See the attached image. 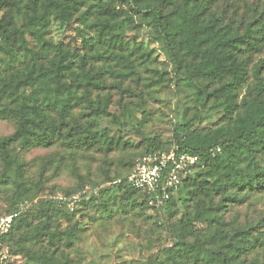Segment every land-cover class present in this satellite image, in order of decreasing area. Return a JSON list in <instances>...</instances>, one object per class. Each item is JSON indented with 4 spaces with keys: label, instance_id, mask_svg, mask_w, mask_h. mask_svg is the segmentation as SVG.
Instances as JSON below:
<instances>
[{
    "label": "trees",
    "instance_id": "obj_1",
    "mask_svg": "<svg viewBox=\"0 0 264 264\" xmlns=\"http://www.w3.org/2000/svg\"><path fill=\"white\" fill-rule=\"evenodd\" d=\"M219 1L0 0V121L14 125L12 134L0 137V176L10 180L14 172L24 177L27 164L16 155L17 147H57L74 160L71 168L78 180L74 192L62 199L44 198L38 187L30 194L28 186H18L6 214H17L4 238L12 256L21 255L35 264H67L57 262L55 255H32L26 245L43 239L54 254L61 245L75 247L81 232L77 225L66 226L70 217L64 208L77 196L76 204H83L87 186L95 192L109 185L103 191L112 194L114 203L119 196L124 201L122 208H143L160 218L163 215L166 221L178 214L176 195L195 198L199 210L201 199L213 194L228 195L225 201L235 202L242 194L264 192V62L250 67L249 61L254 53L264 51V8L237 25L217 14ZM53 21L66 29L79 22L94 37L77 49L65 41L53 42L46 37ZM145 25L165 45L176 85L195 88L196 113L191 121L175 127L173 143L151 142L143 153L122 163L125 175L105 171L102 181L87 180L76 167L80 155L94 151L109 156L120 148L125 150L126 145L100 127L106 119L119 124L132 114L131 106L136 104L124 102L133 99L131 84L150 91L168 82L163 73L149 69L155 60L143 43L122 31L124 26L136 30ZM251 79L255 80L252 87ZM245 89L248 97L240 100ZM113 91L120 95L118 101ZM210 104L220 109L222 118L215 129L199 131L195 127ZM112 106L120 109L121 116L111 111ZM172 150L187 152L200 161L177 194L157 208L150 204V195L129 187L127 178L138 159ZM60 153L44 163L59 170L65 161ZM185 216L188 225L193 218H206L200 211ZM24 228L30 231L18 241ZM195 248L200 254L202 248ZM198 260L231 263L226 254L212 250Z\"/></svg>",
    "mask_w": 264,
    "mask_h": 264
},
{
    "label": "rangeland",
    "instance_id": "obj_2",
    "mask_svg": "<svg viewBox=\"0 0 264 264\" xmlns=\"http://www.w3.org/2000/svg\"><path fill=\"white\" fill-rule=\"evenodd\" d=\"M263 8L264 0H220L216 12L223 20L235 21L239 25ZM49 29L47 38L56 43L65 41L74 49L79 48L84 40L94 37L79 22H74L66 29L53 21ZM122 31L126 36H134L143 43L155 60L149 69L163 73L168 82L164 87L150 91L141 85L136 88L131 84L135 91L133 99L126 98L124 102L128 100L136 104V107L131 106L132 114L121 118L119 124L106 119L100 127V131H107L111 137L126 145L125 150L120 148L109 156L94 151L80 155L76 167L87 180L102 181L105 171L112 175L115 172L125 175L127 169L122 163L126 164L132 156L143 153L151 142L173 143L175 127L191 121L196 113L195 88L185 83L176 85L173 65L165 45L156 41L152 27L145 25L134 30L124 26ZM249 61L250 67L261 65L264 62V51L254 53ZM262 77L264 78V71ZM250 84L252 87L255 80L251 79ZM247 93V89L243 90L240 100ZM112 95L114 101L120 99L116 91ZM111 109L121 116L119 108L112 106ZM222 115L220 109L210 104L202 111L200 122L195 128L199 131L215 129ZM13 131L12 123L0 121V137L8 136ZM57 151L64 155L57 147L15 149L16 155L27 164V168L24 177H18L14 172L10 174V180H3L0 176V215H6L10 210L19 185L28 186L30 194L38 187L44 198L62 199L74 192L78 184L71 168L74 160L64 155L65 161L59 170L44 163ZM109 187L111 186L104 185L100 190L90 192V186H87L84 189L86 195L83 204H76L80 201L77 196L69 200L71 202L68 208H64V213H68L66 215L70 217L66 226L77 225L81 232L75 247L69 249L61 245L60 251L54 254L47 242L40 239L27 243L32 255H55L57 262L67 264H206L201 260L197 261V257H204L206 250H212L226 254L231 259L230 264H264V192L242 194L237 196L235 202H226L228 195L213 194L209 199H201L202 208L199 210L196 209L195 198L191 199L185 193L182 196L176 195L178 214L171 221H166L167 218L163 215L160 218L158 214L143 208L134 211L128 206L122 208L124 201L119 196L114 203L112 194L108 195L103 191ZM198 211L205 213L206 218H193L189 225L186 224V213L193 215ZM160 221L163 225L158 224ZM28 231V228H24L17 240L22 241L27 237ZM253 238L260 242L253 241ZM194 245L202 248L200 254L197 248L194 251ZM11 263L35 264V261L14 255Z\"/></svg>",
    "mask_w": 264,
    "mask_h": 264
},
{
    "label": "built area",
    "instance_id": "obj_3",
    "mask_svg": "<svg viewBox=\"0 0 264 264\" xmlns=\"http://www.w3.org/2000/svg\"><path fill=\"white\" fill-rule=\"evenodd\" d=\"M199 161L197 156L176 150L150 153L137 160L127 184L150 195V204L160 208L177 194ZM25 206L22 205L21 209ZM15 217L17 214L0 215V264H11L12 261L10 247L4 238L10 233Z\"/></svg>",
    "mask_w": 264,
    "mask_h": 264
}]
</instances>
